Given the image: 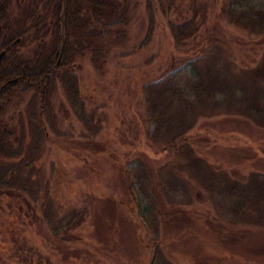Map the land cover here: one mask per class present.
Returning a JSON list of instances; mask_svg holds the SVG:
<instances>
[{
    "label": "rangeland",
    "instance_id": "rangeland-1",
    "mask_svg": "<svg viewBox=\"0 0 264 264\" xmlns=\"http://www.w3.org/2000/svg\"><path fill=\"white\" fill-rule=\"evenodd\" d=\"M113 1L126 19L103 31L101 68L88 52L75 62L101 128L88 134L57 82L55 131L16 184L0 182V264H264V0ZM10 9L7 37L21 36L15 52L28 58L36 40L17 31L30 21ZM189 18L196 32L176 43L169 22ZM201 77L208 96L196 88L180 103L167 90L150 115L146 85L191 90ZM28 100L7 112L23 156ZM182 130L189 153L168 144Z\"/></svg>",
    "mask_w": 264,
    "mask_h": 264
},
{
    "label": "trees",
    "instance_id": "trees-1",
    "mask_svg": "<svg viewBox=\"0 0 264 264\" xmlns=\"http://www.w3.org/2000/svg\"><path fill=\"white\" fill-rule=\"evenodd\" d=\"M12 1L22 6L21 13L30 21V26L22 27L17 31V35L25 34L26 36L30 33L27 38L32 37L36 40V45L28 58H23L15 52L16 46L11 43L10 38L16 32H11L7 37L6 32L12 29L10 12ZM117 6L113 0H25L23 3L20 0H0V51L3 50L0 57V182L3 185L12 186L13 183L18 182V179L20 180L15 171H23L26 167L32 168L36 153L46 140V133L55 131L56 120L51 98L57 82H60L66 100L88 134L95 136L100 130V119L95 111L87 112L85 109L75 72V62L77 57L88 52L93 67L101 68L106 50L105 45L100 43L103 31L107 30L112 23L121 20L124 22L126 19L125 10L117 15ZM230 12L234 13V11ZM230 12L229 15H231ZM250 18L253 20L251 16ZM19 22L22 23V21ZM234 22L237 21L234 20ZM250 22L248 19L249 24ZM152 25L153 17L150 15L147 37L152 31ZM197 28L195 19L189 18L182 22H169L168 33L176 43H181L195 33ZM256 77H261L259 69L256 70ZM204 78L191 82L189 84L191 90H187L175 79H170L168 82L159 79L146 85L149 99L147 107L150 115L158 116V96L167 90L170 91L171 97L176 98L180 103H186L183 92L190 95L196 88L200 90L198 97L208 96L207 91L200 88L204 83L208 84ZM153 89L156 90L155 97L150 95ZM25 96H29L25 111L30 132V138L27 141L30 152L29 155L23 156L20 155L21 144L26 141V135L22 128L20 137H13L14 127L7 112L9 107L16 108ZM19 123L22 126L21 121ZM185 139L182 130L175 133L168 144L174 146L179 142L178 149L182 151L184 146V152L189 153L191 149L186 147L188 145ZM15 141L19 143L17 147L12 145ZM19 156L21 158H17ZM12 158H17L19 161L7 162ZM6 173L9 174L8 177ZM130 184L133 185V183ZM132 191L134 192L133 186ZM250 197L249 199H254V196L250 195ZM238 206L246 207L244 203ZM143 207L140 211L145 213L149 205L144 204ZM84 213L85 209H80L73 214L67 224L71 226L79 224ZM141 216L143 218V215Z\"/></svg>",
    "mask_w": 264,
    "mask_h": 264
},
{
    "label": "flooded vegetation",
    "instance_id": "flooded-vegetation-1",
    "mask_svg": "<svg viewBox=\"0 0 264 264\" xmlns=\"http://www.w3.org/2000/svg\"><path fill=\"white\" fill-rule=\"evenodd\" d=\"M22 1V0H20ZM18 38V41L16 43H14V41ZM11 39V43L14 44V45H17V43H19L21 41V36H15V37H12L10 38ZM8 40V39H6Z\"/></svg>",
    "mask_w": 264,
    "mask_h": 264
},
{
    "label": "water",
    "instance_id": "water-1",
    "mask_svg": "<svg viewBox=\"0 0 264 264\" xmlns=\"http://www.w3.org/2000/svg\"><path fill=\"white\" fill-rule=\"evenodd\" d=\"M18 41V38L14 41V43H16ZM3 52L0 51V57L2 56Z\"/></svg>",
    "mask_w": 264,
    "mask_h": 264
}]
</instances>
